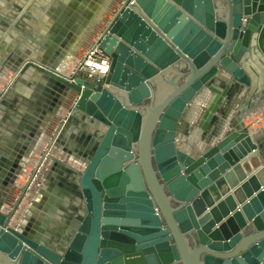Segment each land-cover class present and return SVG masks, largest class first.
<instances>
[{
    "label": "water",
    "instance_id": "1",
    "mask_svg": "<svg viewBox=\"0 0 264 264\" xmlns=\"http://www.w3.org/2000/svg\"><path fill=\"white\" fill-rule=\"evenodd\" d=\"M107 16L106 77L24 53L0 91L1 109L39 73L69 100L59 139L76 117L93 129L75 226L59 242L14 222L33 174L0 203V264H264V138L233 116L264 66V0H113Z\"/></svg>",
    "mask_w": 264,
    "mask_h": 264
},
{
    "label": "crops",
    "instance_id": "2",
    "mask_svg": "<svg viewBox=\"0 0 264 264\" xmlns=\"http://www.w3.org/2000/svg\"><path fill=\"white\" fill-rule=\"evenodd\" d=\"M112 1L0 0V91L14 85L13 68L24 53L73 75L106 27ZM251 67L253 81L250 77V88L235 104L233 116L248 133L264 138V66L257 62ZM45 78L39 73L21 78L19 93L0 109V203L16 201L35 174L14 222L35 226L45 239L63 242L79 213L73 171L81 170L93 129L76 117L65 139H59L69 100Z\"/></svg>",
    "mask_w": 264,
    "mask_h": 264
},
{
    "label": "built area",
    "instance_id": "3",
    "mask_svg": "<svg viewBox=\"0 0 264 264\" xmlns=\"http://www.w3.org/2000/svg\"><path fill=\"white\" fill-rule=\"evenodd\" d=\"M110 57L104 54L98 44V39L85 52L82 63L75 69L94 77L104 78L110 69Z\"/></svg>",
    "mask_w": 264,
    "mask_h": 264
}]
</instances>
